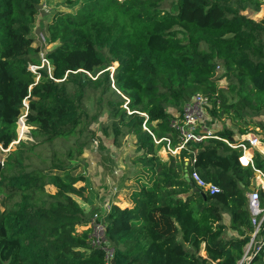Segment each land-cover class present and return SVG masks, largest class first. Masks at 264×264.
Returning <instances> with one entry per match:
<instances>
[{
    "label": "trees",
    "instance_id": "trees-1",
    "mask_svg": "<svg viewBox=\"0 0 264 264\" xmlns=\"http://www.w3.org/2000/svg\"><path fill=\"white\" fill-rule=\"evenodd\" d=\"M41 3L0 0V145L17 139L25 111L29 126L0 159V264H107L92 228L78 230L88 223L83 203L92 204L93 194L74 163L101 136L116 147L132 137V162L145 178H137L131 206L113 202L101 218L114 260L237 264L253 232L246 194L254 170L222 138L249 129L221 128L219 120L227 115L247 126L245 117L264 115V18L242 13L259 11L264 0H80L75 12L47 21L39 47L32 33ZM47 45L51 71L32 72ZM197 94L208 98L219 138L188 142L163 159L158 150L179 146L173 122ZM255 125L264 129L261 120ZM255 167L264 172L259 153ZM194 170L220 192L196 186ZM262 263L264 249L248 264Z\"/></svg>",
    "mask_w": 264,
    "mask_h": 264
},
{
    "label": "rangeland",
    "instance_id": "rangeland-1",
    "mask_svg": "<svg viewBox=\"0 0 264 264\" xmlns=\"http://www.w3.org/2000/svg\"><path fill=\"white\" fill-rule=\"evenodd\" d=\"M80 5V0H42L41 6H40V12L36 18V22L34 24L33 33L32 35L35 37V46H42V42L37 38V35L39 37L40 33L44 30L43 27L49 21L53 15L58 11H71L75 12L76 9ZM243 14L247 15L248 17L254 19V20H261L264 18V4L261 6L259 11H255L254 9H247L242 12ZM44 35V33H43ZM45 36V35H44ZM46 37V36H45ZM51 45L43 47L41 50V55H44L48 47ZM42 48V47H41ZM40 66H41V62ZM36 62V64H39ZM116 66V64L114 65ZM111 67V69L114 68ZM220 70V69H219ZM221 71V70H220ZM219 86L226 90L228 92L229 87L226 83L225 79H220ZM229 98L231 97V94H228ZM27 102V101H26ZM126 106V105H125ZM86 107H88L90 114H94L97 112V104H96V97L91 95L86 100ZM106 118V111H102L99 115V120H104ZM98 120V121H99ZM246 122H249V125H245L244 123H241L239 120H235L234 122L231 120L230 116H223L219 120V126L221 128L223 127H230L233 130L237 131L239 129V126L241 127H248L249 130H253L258 132V134L264 138V129L262 127H257L255 125L256 122L262 121L264 123V115L261 114L259 116H247L244 118ZM99 122L92 124V128H98ZM27 126V125H26ZM27 129L29 130V126H27ZM258 129V130H257ZM112 138H101L99 139L96 137L92 141V145L90 148H88L84 154L82 155V159L76 160L74 163L78 165L79 167L76 169L75 172L82 173L86 176L88 180L89 185V191L92 193V189L96 191L95 193H98L97 200H94L93 205H88L83 203L82 200L79 197H76V199L83 205L86 209L87 215L90 217L88 220V223L82 226L78 227V230H84L88 229L89 226L92 224L91 216L90 214L94 211H98L101 215L103 214V207L104 203H106L107 199L109 198V193H112L113 195L123 197L124 199H130L131 202L130 206L132 205V200L130 198V194L134 189L139 187V180H145L142 176V169L138 164H135L132 162V158L138 153V149L135 145L134 139L132 137H126L122 140V143L120 146H110L112 143ZM105 142L109 143L110 145H105ZM264 143V142H263ZM12 147L11 149H13ZM166 147H161L158 150L159 155L163 159H168L170 154H177V153H171L168 151V149H165ZM10 149V150H11ZM141 152V151H140ZM5 156V152L3 148L0 147V159H3ZM139 178V180H137ZM255 176L253 175V180H255ZM82 182H78L76 186L81 185ZM95 187V188H93ZM92 188V189H91ZM51 190V188L49 187ZM53 190V188H52ZM128 197V198H127ZM1 198L2 195H0V211L3 210V206L1 205ZM98 203H100L101 206H98ZM125 204H121L122 207H124ZM90 206V207H89ZM103 217V216H102ZM232 232H228L227 236H231ZM204 254V252L202 251ZM116 258V255H114L113 259L114 261Z\"/></svg>",
    "mask_w": 264,
    "mask_h": 264
},
{
    "label": "built area",
    "instance_id": "built-area-1",
    "mask_svg": "<svg viewBox=\"0 0 264 264\" xmlns=\"http://www.w3.org/2000/svg\"><path fill=\"white\" fill-rule=\"evenodd\" d=\"M39 40L42 42V45L46 43V37L43 33H40ZM40 62L41 66L40 63H30L29 69L36 73L44 65H47L48 71H51V63L45 54H42L40 57ZM24 104L27 108L28 105L26 101H24ZM208 104V98L202 94L195 95L185 104L182 119H177L173 122V125L179 131L181 143L174 149L169 145L165 149H168L171 153L178 154L188 142H202L210 137L219 138L215 136V131L209 124L210 116L207 112ZM25 117L26 111L18 119L17 139L7 149L0 145L4 151L11 149L15 144L19 143V141L27 138L28 129L25 123ZM222 140L228 146L237 148L240 151L238 162L244 167H251L256 177L247 192L248 210L253 232L251 233L250 241L245 246L242 258L237 263L248 264L255 254L264 249V233H262L264 230V172L255 167L256 153L264 157V138H262L258 132L249 130L244 133H236L232 140L228 138H222ZM190 178L195 182L196 186L210 194L218 193L221 190L218 185L203 179L195 170L192 171ZM102 216L104 215L95 211L91 216L92 224L89 228H92V244L100 247L105 252L107 264H111V260L115 255V250L106 240L105 224L101 220V218H103Z\"/></svg>",
    "mask_w": 264,
    "mask_h": 264
},
{
    "label": "crops",
    "instance_id": "crops-1",
    "mask_svg": "<svg viewBox=\"0 0 264 264\" xmlns=\"http://www.w3.org/2000/svg\"><path fill=\"white\" fill-rule=\"evenodd\" d=\"M105 145H110L108 142L106 143L105 142ZM110 146H114V145H110ZM93 188H95V187H93ZM92 189V188H91ZM96 191H94L93 189H92V196H93V203L92 204H87L86 206H88V205H93L95 202H94V200H97L98 198H97V194L98 193H95ZM109 198L107 199V201H106V203H104V205H102V207H103V215H105L106 213H107V211H108V208H110V205L114 202V203H118L119 205H123V204H125L124 206H130V204H131V202L129 201L130 199L128 198V199H124L123 197H119V196H116V195H113L112 193H109ZM247 195V194H246ZM86 204V203H85ZM98 206H101L100 205V203H98ZM90 207V206H89ZM97 211V210H96ZM98 212V211H97ZM227 218V217H226ZM228 219V218H227ZM116 262V263H115ZM111 264H123L122 262L121 263H118V261H117V259L116 260H114V261H112L111 262Z\"/></svg>",
    "mask_w": 264,
    "mask_h": 264
},
{
    "label": "water",
    "instance_id": "water-1",
    "mask_svg": "<svg viewBox=\"0 0 264 264\" xmlns=\"http://www.w3.org/2000/svg\"><path fill=\"white\" fill-rule=\"evenodd\" d=\"M186 178H187V180H190V178H189V176H188V175H186Z\"/></svg>",
    "mask_w": 264,
    "mask_h": 264
}]
</instances>
